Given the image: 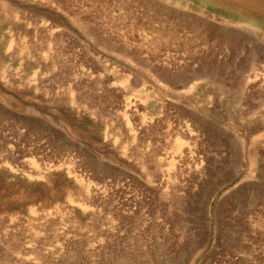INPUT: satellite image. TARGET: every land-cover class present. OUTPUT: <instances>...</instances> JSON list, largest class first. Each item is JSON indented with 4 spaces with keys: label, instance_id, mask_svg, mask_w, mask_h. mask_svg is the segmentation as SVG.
<instances>
[{
    "label": "rangeland",
    "instance_id": "374dc122",
    "mask_svg": "<svg viewBox=\"0 0 264 264\" xmlns=\"http://www.w3.org/2000/svg\"><path fill=\"white\" fill-rule=\"evenodd\" d=\"M0 264H264V0H0Z\"/></svg>",
    "mask_w": 264,
    "mask_h": 264
},
{
    "label": "bare ground",
    "instance_id": "6f19581e",
    "mask_svg": "<svg viewBox=\"0 0 264 264\" xmlns=\"http://www.w3.org/2000/svg\"><path fill=\"white\" fill-rule=\"evenodd\" d=\"M246 6V5H245ZM246 17V16H245ZM90 32V31H89ZM144 42V41H143ZM150 54V53H149ZM247 84V83H246ZM247 86V85H246ZM142 127V126H141ZM147 133V132H146ZM87 187V186H86ZM86 189H88V188H86ZM89 190V189H88Z\"/></svg>",
    "mask_w": 264,
    "mask_h": 264
}]
</instances>
